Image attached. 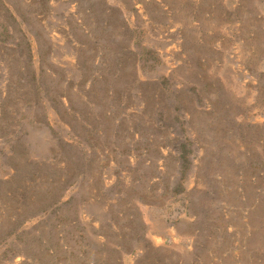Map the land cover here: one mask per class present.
I'll return each instance as SVG.
<instances>
[{
	"label": "rangeland",
	"instance_id": "374dc122",
	"mask_svg": "<svg viewBox=\"0 0 264 264\" xmlns=\"http://www.w3.org/2000/svg\"><path fill=\"white\" fill-rule=\"evenodd\" d=\"M0 264H264V0H0Z\"/></svg>",
	"mask_w": 264,
	"mask_h": 264
}]
</instances>
